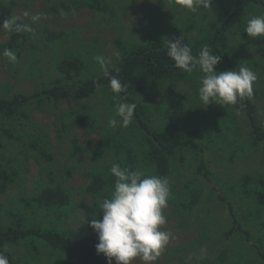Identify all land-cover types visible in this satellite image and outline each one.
Returning <instances> with one entry per match:
<instances>
[{
	"label": "trees",
	"instance_id": "1",
	"mask_svg": "<svg viewBox=\"0 0 264 264\" xmlns=\"http://www.w3.org/2000/svg\"><path fill=\"white\" fill-rule=\"evenodd\" d=\"M82 2L99 17L102 12L110 8L107 5L109 0H82ZM216 4L212 8V13L217 16V20L213 23L210 20L204 21L206 15L200 13L196 20H194L195 16L190 17L188 19L190 24L182 28L174 27L166 33V36L159 35V38L128 45L116 42L115 64L106 69L110 75H105L104 71L100 75L85 77L83 74H85L86 61L83 59V53L64 54L65 56L60 58L56 65V71L60 76L50 81L48 86L42 87L32 95L19 94L10 99L1 97L0 157H3L5 147L15 136L13 131L16 130L10 126H20L22 119L31 120L28 114L30 107L35 106L37 109H42L45 105L56 107L61 99L69 96L76 101H82L92 96L98 87H102L108 94L110 105L119 102L136 104L134 113L138 124L133 121L126 128L119 124L115 128L110 126L101 128L105 133L94 147V166L84 173L88 180L84 191L93 199L91 209L95 212V219L102 218L100 205L104 198L111 196L114 187L115 178L110 173L113 164H119L122 169L140 171L145 176L157 175L168 179L173 173L175 163L184 162L186 159L184 153H187L196 160L197 165L195 164L196 167L192 172V179L184 184L181 193L172 196L169 200L175 211L182 212L188 217L185 220L187 224H194L195 213V217L198 218L196 225L201 227L204 237H208L209 230H213L215 226L206 219L201 220V209H197L202 192L207 187V198L215 200L221 209L228 212L229 218L233 221V225L224 231L225 237L230 238V234L244 233L247 237L253 238L255 229L260 227V218H264V175L260 172L246 173L233 185L209 187L207 178L211 170L204 159V145L200 142L201 138L210 142L215 138H220L222 142L223 139L228 140L229 134H233L230 125L233 112L228 111L227 114L222 115L218 113L219 111L215 112V119L222 117L223 120L216 123L213 119L216 129L211 128L210 136L205 137L207 136L205 121L210 120L208 116L201 115L200 129L194 126V117L197 115L195 106L201 105L197 86H194L196 98L185 100L189 105L187 110L181 104L176 105L174 103L176 101L170 102L173 100L171 94L164 96L163 106L151 105L156 94L151 98L146 97L149 92L169 91L163 87L166 82L188 80L185 77L189 73L176 68L174 62L167 56L165 39L180 38L181 43L187 44L192 49L194 56H198L200 50L207 47L212 54L220 56V62L215 66L217 72L239 71L240 67L250 66L246 59H238L237 56L242 54V50L240 48L237 50V47L234 44L231 46L230 42L236 29L247 24L246 17H252L256 11L254 6L264 8V0H216ZM72 6L76 7L74 4L68 6L62 4L66 12L72 11ZM17 7L18 3L15 0H0V34L4 21H14L13 28L11 30L7 28L8 37L0 43V54L5 50H11L16 59L22 55L24 47L29 42L28 31L24 30V21L14 15ZM197 22L200 23V27ZM207 25L209 28H206ZM16 26H20L19 30ZM239 30L241 33L245 32L243 28ZM43 31L46 43L57 45L61 40H66L64 38L67 35L64 32L56 33L48 28H44ZM246 35L242 34V37L245 38ZM256 39H262V42L258 44L255 40L253 47L258 46L260 53L264 55V50L261 48L262 45L264 46V39L262 37ZM254 55L258 54L254 53ZM261 63L255 66L264 71V62ZM198 68L199 65L193 70ZM110 76H116L126 87V92L113 93L109 87ZM262 90L264 91V88H261ZM258 94V89L253 85L251 98H238L237 103L231 106L233 110L240 111L247 117L251 127L250 145L262 155L263 150L259 144L261 142L264 144V122L258 118L256 108ZM181 108L185 113L180 117L178 114ZM161 111L164 112L163 115L160 114ZM116 119L119 120L118 117ZM180 119L184 123L183 126L178 124ZM62 120L60 130L63 138L69 140V156L76 157L85 153V149L71 131L79 126L87 127L89 121L93 122L90 124H94L96 121L93 115L74 111L65 112ZM37 124V130L30 134L25 147L30 149L37 163L44 160L52 164L54 158L51 145ZM122 129L128 131L122 134ZM136 144L141 146L137 147ZM236 147L238 149L233 151V155L239 156V147ZM262 157L264 160V154ZM17 162L19 163L20 160L15 157L7 162L8 165L0 167V199L7 189L14 185L20 170L25 168ZM47 174L48 179L45 182H36L37 192L21 198L20 202L12 206L13 208L5 209L2 213L0 202V253L7 256L10 264H109L103 254L96 252L98 237L93 230L82 233L67 225L68 209L71 207L75 209L76 204L72 201L71 191L63 186L65 178L54 182L51 171ZM67 174L69 175L68 172ZM240 208L244 209L243 212ZM224 221L227 222L226 219ZM249 228L254 230V234ZM256 245L264 249L261 241ZM17 247L21 249L19 255L16 253ZM197 247L192 246V249ZM197 250L198 253H204L201 248ZM183 254L185 253L180 248H172L163 253L168 262L177 258L182 263L185 262ZM216 254L218 256L213 260L203 255L204 257L196 259L194 264H228L227 261L225 262L227 253L223 247H219ZM239 258L237 255L236 259ZM246 258L248 259L247 255ZM156 262L162 264L160 257Z\"/></svg>",
	"mask_w": 264,
	"mask_h": 264
},
{
	"label": "rangeland",
	"instance_id": "2",
	"mask_svg": "<svg viewBox=\"0 0 264 264\" xmlns=\"http://www.w3.org/2000/svg\"><path fill=\"white\" fill-rule=\"evenodd\" d=\"M15 1L18 3V7L14 15L21 18L25 26L30 29L27 30L29 42L24 47L22 55L14 62L3 55V52L0 54V98L4 97L6 99L19 94L32 95L42 87L48 86L50 81L60 76L56 71L59 59L71 53H83V59L86 61L85 74H83L85 77L100 75L115 64L116 42L128 45L143 42L146 39L159 38V35L166 36V33L174 27L182 28L184 25L190 24L188 20L190 17L195 16L194 20H196L200 13L206 15L204 21L210 20L213 23L217 20V16L212 13V8L218 4V2L216 4V0H213L211 12L207 9L193 12L183 8L178 0H109L107 5L110 8L102 12L101 17H99L82 0ZM62 4L66 6L74 4L76 7L72 6V11L66 12ZM254 7L256 11L252 17H246L247 22L254 16L264 15L263 7ZM206 11L208 12L206 13ZM243 20H245V17ZM196 24L200 27L199 22ZM246 25H243V31H245ZM44 28L56 33H66L67 36L64 38L66 40H61L57 45L46 43L43 34ZM206 28H209V26L207 25ZM242 28L239 27V29ZM239 29H236L230 45L233 46L234 44L237 50L239 48L242 50V54L237 56L238 59L244 58L249 61L250 66L246 65L245 67L250 68L257 75V80L253 84L259 91L256 108L258 118L264 122V91H261V88H264V71L255 66V64L260 65L261 62H264V55L260 53L258 46L253 47L255 40L259 44L262 39H254L248 37V35L244 38L242 34L246 33H241ZM7 37L8 29L3 27L0 34V43L4 42ZM262 38L264 39V37ZM261 48L264 50L263 45ZM254 53L258 55H254ZM96 57L104 58V66H101ZM204 75L199 67L185 77V79H188L186 81L166 82L167 84H164L163 87L169 91L149 92L146 97L151 98L153 94H156L151 105L163 106L164 96L167 97L171 94L173 100L169 101H176L174 102L176 105L181 104L187 110L189 105L185 100L196 98L194 86L199 89ZM107 95L102 87H98L92 96L82 101H76L69 96L61 99L56 107L45 105L42 109H37L32 106L28 112L31 118L30 121L22 119L20 126H10L16 132L13 131L15 136L5 147L3 157H0V167L8 165L7 162L16 157L20 160L17 163L25 168L20 170L19 177L15 180L14 185L9 187L6 193L1 196L2 213L5 209L13 208L12 206L20 202L21 198L36 193L38 187L36 182H45L48 179V171H51L54 182L63 177L65 178L63 186L71 191L72 201L76 204L75 209L72 207L68 209L67 225L78 229L82 233L92 230L88 226V222L92 218L95 219V212L91 209L93 205L91 195L84 191L88 183L84 173L94 166V147L105 133L101 128L108 127L109 121L118 117L116 107L119 103H122L110 105ZM183 108L178 114L180 117L185 113ZM195 108L197 111V115L194 117L195 127L200 129L199 124L202 123V114L210 119L205 121V133H207L205 137L210 136L211 128L216 129L215 124L213 125L212 122L213 119L216 123L223 120L222 117L215 119V112L219 111L218 113L221 115L227 114L228 111L233 112V120L230 122V125H232L231 133L233 134H229L228 140L223 139L224 142H222L220 138H215L210 142L208 139H200V142L204 145V159L211 170L207 178L209 187L233 185L241 175L246 173L260 172L264 175V160L262 157L264 144L262 142L259 144L261 150H263L262 155L251 147V127L244 113L233 110L231 105L223 104L210 103L205 106L201 102V105H196ZM73 111L80 112V114L91 113L96 121L94 124H90L93 122L89 121L87 127L79 126L71 131L78 138L79 144L85 149V153L76 157L69 156V140L66 137L63 138L60 130L64 113ZM160 114L163 115L164 112L161 111ZM136 118L134 113L133 121L138 124ZM36 124L43 130L51 145V153L54 158L52 164L44 160L37 163L30 149L25 147L30 134L37 130ZM178 124L183 126L184 123L180 119ZM127 131L128 129H122V134ZM136 146L140 147L141 145L136 144ZM206 146L209 150L206 149ZM236 146L239 147V156L233 155V151L238 149ZM184 155L186 157L184 162H176L173 173L167 179L170 196L168 206L163 210L166 223L161 227V230L169 232L170 240L161 252L160 260L162 264L165 262L167 264H194L196 259L204 256L213 260L218 256L216 251L219 247L225 249L228 255H226L225 262L227 261L228 264H264V256H262V250L264 249L256 245L259 241L264 245L263 217L260 218V227L255 229V234L254 230L249 228L250 232L254 234L252 235L253 238L247 237L244 233L230 234V238H226L224 231L233 225V221L229 218L228 212L221 209L215 200L207 198V187L202 192V198L197 209H201V220L206 219L215 226L213 230H209L208 237L205 238L201 227L196 225L198 218L195 217V213L194 224H187L185 220L188 217L184 216L182 212L175 211L169 200L172 196H178L181 193L184 184L192 179V172L197 165L196 160L191 158L190 155L187 153H184ZM199 176L201 177V175ZM243 210L240 208V211L243 212ZM84 215L86 223L83 221ZM225 219L227 222L224 221ZM192 246H198L197 249H203L204 253H198L199 250L192 249ZM172 248H180L184 251L183 259L185 262L182 263L177 258L170 262L167 261L163 253ZM20 252L21 249L17 247V255ZM237 255L240 257L239 259H236ZM112 264H115L114 259ZM133 264H142V262L137 259L133 261ZM153 264H157V262H153Z\"/></svg>",
	"mask_w": 264,
	"mask_h": 264
},
{
	"label": "clouds",
	"instance_id": "3",
	"mask_svg": "<svg viewBox=\"0 0 264 264\" xmlns=\"http://www.w3.org/2000/svg\"><path fill=\"white\" fill-rule=\"evenodd\" d=\"M185 9L197 11L207 9L211 12L213 0H178ZM14 21H4V27L11 30ZM19 30L20 26H16ZM24 30H30L24 26ZM248 37H264V15L254 16L248 20L245 27ZM167 44V56L174 62V66L186 73H191L199 65L205 74L200 82L199 99L205 105H235L238 98H251L253 84L257 75L248 67H240L239 71H214L220 62V56L212 54L207 47L200 50L198 56L192 54V49L181 43L180 38L164 40ZM10 61L16 56L11 50L3 53ZM104 66L103 57H96ZM105 75H110L105 70ZM109 87L113 93L126 92V87L116 76H110ZM135 103H119L116 115L109 121L112 128L128 127L134 117ZM115 178L111 196L104 198L100 205L102 218H92L88 226L96 233L98 243L97 254H103L112 264H133L139 259L142 264H153L161 255L164 247L169 243L170 234L161 230L166 223L163 210L168 206L170 196L169 182L157 175L145 176L140 171H131L113 164L110 169ZM83 221L86 223L85 215ZM83 223V224H84ZM0 264H9L7 256L0 253Z\"/></svg>",
	"mask_w": 264,
	"mask_h": 264
}]
</instances>
